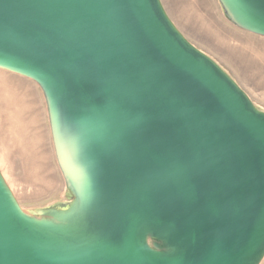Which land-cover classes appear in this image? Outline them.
I'll return each instance as SVG.
<instances>
[{
  "label": "water",
  "instance_id": "1",
  "mask_svg": "<svg viewBox=\"0 0 264 264\" xmlns=\"http://www.w3.org/2000/svg\"><path fill=\"white\" fill-rule=\"evenodd\" d=\"M264 37V0H218ZM0 69L42 90L73 201L0 171V264H261L264 111L161 0H0Z\"/></svg>",
  "mask_w": 264,
  "mask_h": 264
},
{
  "label": "rangeland",
  "instance_id": "2",
  "mask_svg": "<svg viewBox=\"0 0 264 264\" xmlns=\"http://www.w3.org/2000/svg\"><path fill=\"white\" fill-rule=\"evenodd\" d=\"M161 2L186 39L216 61L264 111V37L234 25L218 0ZM0 171L25 212L73 201L57 161L41 88L1 69Z\"/></svg>",
  "mask_w": 264,
  "mask_h": 264
}]
</instances>
